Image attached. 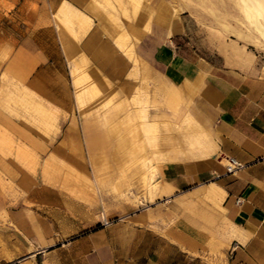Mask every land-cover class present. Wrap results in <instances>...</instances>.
Wrapping results in <instances>:
<instances>
[{
	"label": "crops",
	"instance_id": "obj_1",
	"mask_svg": "<svg viewBox=\"0 0 264 264\" xmlns=\"http://www.w3.org/2000/svg\"><path fill=\"white\" fill-rule=\"evenodd\" d=\"M85 14L91 21L84 34L77 27L68 37L48 25L19 41L6 40L10 54L0 63L1 73L6 70L37 94L59 121L52 129L56 134L46 138L38 134L41 127L0 109V131L13 144L7 147L49 148L42 155L51 152L68 163L80 162L79 149L86 143L81 133L90 125L80 122L72 75L75 63H86L88 70L128 99L138 88L131 76L142 80L147 68L151 78L144 80L150 85L151 105L160 98L155 91L158 76L182 87L183 102L177 111L168 101L166 108L152 105L149 115L167 116L173 124L175 115H181L185 126L181 139H167L172 150L161 165L153 199L141 197L134 209L120 204L119 213H125L121 220L95 229L106 218L95 219L92 207L74 199L63 201L62 196L61 205L74 204L79 210L69 217L59 216L62 210L56 209L55 226L64 230L54 249L41 247L37 254L68 250L79 264H264V77L253 63L182 58L169 46L159 45L153 30L138 49L147 63H132L118 45L119 30L109 19L99 12ZM195 127L213 144L212 155L192 152L186 136ZM178 148L184 153L175 156ZM228 158L242 167L228 173ZM19 163L9 151L0 152V178L24 187L25 175L29 179L31 175ZM64 219L71 220L69 226L62 224Z\"/></svg>",
	"mask_w": 264,
	"mask_h": 264
},
{
	"label": "rangeland",
	"instance_id": "obj_2",
	"mask_svg": "<svg viewBox=\"0 0 264 264\" xmlns=\"http://www.w3.org/2000/svg\"><path fill=\"white\" fill-rule=\"evenodd\" d=\"M85 1L86 5H77L74 0H0V63L9 58L10 52L5 47L7 39L19 41L48 25H55L60 34L68 37L75 35L77 25L71 31L64 28L61 21V9L68 4L86 18V27L79 30L82 34L86 33L91 21L85 13L104 14L119 30L118 45L132 63H147L138 56V49L153 30L159 45L169 46L182 58L211 63H253L255 72L264 77V48L238 39L233 33H250L235 0ZM73 69L88 78L96 90L95 95L77 99L80 122L90 125L89 131L81 133L83 143H86L79 149V163H68L51 152L42 155V152H49V148L7 147L13 144L8 142L7 133L0 131V145L4 146H0V152L7 154L9 151L20 162L18 166L31 175L30 179L25 175L24 187L18 185L19 181L6 182L0 178V264H79L73 259L72 251H46L55 248L63 228L55 226L56 209L62 210V213L59 210V216L69 217L76 216L79 210L74 204L63 202L61 205V197L63 201L74 199L92 207L95 219L105 217L106 220L96 224L95 229L108 227L125 214L119 213L120 204L134 209L140 206L141 197L145 201L147 195L153 199L159 187L156 178L161 165L166 162L167 152L172 149L166 146L165 139L149 144L145 125L155 122L159 128L168 130L169 139L182 138L185 125L181 115H175L174 124L167 116L149 115L152 105L166 108L168 101L177 111L183 102L179 94L183 93L182 87L172 86L167 79L158 76L155 91L160 98L151 105L150 85L144 80L151 78L146 73L147 68L143 69L144 79L131 76L138 84V88L130 92L132 99L121 96L116 86L107 85L106 80L104 82L88 70L86 63H75ZM1 70L0 67V109L25 123L41 127L40 136H54L56 132L52 129L59 121L51 108L45 109L37 94L23 87L21 81L6 70L2 73ZM158 134L160 136V132ZM97 135L106 139L105 150L89 148V139ZM119 137L127 141V146L122 155L113 158ZM151 167H155L156 172L149 180L147 169ZM152 183L156 187L149 193ZM70 219L62 220V224L69 226ZM41 247L46 250L37 254L36 250Z\"/></svg>",
	"mask_w": 264,
	"mask_h": 264
},
{
	"label": "bare ground",
	"instance_id": "obj_3",
	"mask_svg": "<svg viewBox=\"0 0 264 264\" xmlns=\"http://www.w3.org/2000/svg\"><path fill=\"white\" fill-rule=\"evenodd\" d=\"M135 1L137 2L138 0ZM235 1L240 7L241 13L243 14L244 18L246 19L247 28L249 29L250 33L244 34L242 32H235V31L233 33L236 34L238 39L240 38L242 40H246L248 43L252 42L255 44V46L257 45L261 48H264V0H235ZM162 14H164L163 11ZM61 15H62L61 21L64 25V28L66 29L73 31L74 25H77L79 30H83L86 27L85 16H83L78 10H76L75 8H73L68 4L64 5V7L61 9ZM175 28L176 26H174V29ZM72 74L74 77V84L78 91L77 99L79 101L83 98H86L87 95L91 96L96 94V90L94 87L91 86L88 78L80 76V73L77 72L75 69H73ZM87 84L88 86H85ZM36 106L35 108L41 113L39 107ZM167 131L168 130L166 128L165 129L159 128L155 122L147 123L144 127L146 141L151 145L155 144L158 139H165V140L169 139ZM159 132H160V136L159 134L157 135V133ZM202 135L203 134L201 133L198 127L193 128L192 131L186 136L188 141L187 143L190 145L192 152L195 153L196 155L197 154L198 155L200 154L201 156L212 155L214 153L213 144L203 140ZM126 144L127 141L123 137H119L117 143V150L114 153L113 158L117 157L118 155L119 156L122 155L123 149L127 146ZM88 145L89 148L91 147V149H94L95 151L101 149L105 150L107 148L106 139L104 137H99V135L90 138ZM184 150L185 149L183 148L175 149L174 150L175 156L183 154ZM155 172H156L155 167H151L147 169V173L150 174V177L148 176L149 180L152 179ZM153 187H154L153 183L150 184L149 193L152 192Z\"/></svg>",
	"mask_w": 264,
	"mask_h": 264
},
{
	"label": "built area",
	"instance_id": "obj_4",
	"mask_svg": "<svg viewBox=\"0 0 264 264\" xmlns=\"http://www.w3.org/2000/svg\"><path fill=\"white\" fill-rule=\"evenodd\" d=\"M242 165L235 159V158H228L226 168L228 173H233L239 168H241ZM241 200L239 199L237 203H240Z\"/></svg>",
	"mask_w": 264,
	"mask_h": 264
}]
</instances>
